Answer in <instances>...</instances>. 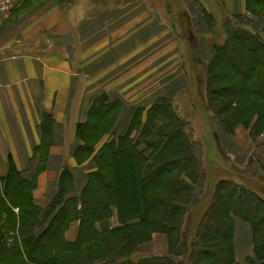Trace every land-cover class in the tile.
Segmentation results:
<instances>
[{
    "label": "trees",
    "instance_id": "obj_1",
    "mask_svg": "<svg viewBox=\"0 0 264 264\" xmlns=\"http://www.w3.org/2000/svg\"><path fill=\"white\" fill-rule=\"evenodd\" d=\"M244 1L245 13L223 17L226 38L213 45L212 58L203 63L194 54L204 71L206 106L227 133L237 124L253 133L264 131V0ZM199 11L212 30L213 14ZM175 15L182 38L194 50L197 36L187 11ZM170 100L158 97L147 107L137 106L126 131L118 133L122 101L105 91L92 97L85 119L76 125L72 151L76 164L90 168L79 195L72 193V172L64 167L57 193L40 207L33 201L36 180L24 179L10 166L0 178V264H238L234 217L251 227L253 254L247 263L264 264V197L232 179H219L213 191L197 192L201 160L190 150L187 121ZM50 125L51 117L45 116L43 140L35 148L41 162ZM259 143L264 146V139ZM218 151L235 172L252 166L264 183L255 163L238 167L221 146ZM114 211L118 225L98 231L95 222ZM74 223L77 236L68 241L65 233ZM152 233L166 235L168 254L133 260L132 253Z\"/></svg>",
    "mask_w": 264,
    "mask_h": 264
},
{
    "label": "crops",
    "instance_id": "obj_2",
    "mask_svg": "<svg viewBox=\"0 0 264 264\" xmlns=\"http://www.w3.org/2000/svg\"><path fill=\"white\" fill-rule=\"evenodd\" d=\"M93 1L95 7L88 12L83 7H65L58 0H15L17 6L0 16V178L10 166L24 179L34 178L33 201L40 207H46L57 193L64 167L71 169L75 195L87 182L90 168L76 164L72 151L77 143L76 125L85 119L95 94L105 91L122 101L117 132L124 133L137 106L147 107L158 97L174 99L189 91L192 83L187 68L202 70L194 54L208 62L213 45L223 44L226 38L225 13H245L244 0H220L221 12L213 7L209 11L202 0H184L197 36L191 50L182 38L176 13H165L166 3L155 10L147 0ZM201 8L217 21L210 31L199 16ZM199 94L206 108L204 96ZM45 116L51 117V125L41 162L35 148L43 140ZM241 129L231 138H243ZM223 145L238 167L245 166L251 156L264 157L259 141L234 154ZM192 149L202 162L203 149L196 142ZM201 178L198 185L205 193L210 181L204 167ZM116 225L115 211L94 224L98 231ZM233 225L234 259L237 263L244 259L247 264V257L253 254L250 224L234 217ZM77 232L78 223H74L65 238L73 241ZM167 248L163 233H153L143 247L148 255H165Z\"/></svg>",
    "mask_w": 264,
    "mask_h": 264
},
{
    "label": "rangeland",
    "instance_id": "obj_3",
    "mask_svg": "<svg viewBox=\"0 0 264 264\" xmlns=\"http://www.w3.org/2000/svg\"><path fill=\"white\" fill-rule=\"evenodd\" d=\"M106 1H109V0H106ZM147 1L149 2V4L155 5V10L157 9L160 10L162 7V4L166 3L167 7L170 10L166 8L165 13L169 12V13L175 14L179 11L181 12L186 11L185 10L186 4L184 0H147ZM202 1L204 2L203 3L204 6L209 11L213 12L212 10V7H213L216 11L221 12V10H219V5H220L219 3L221 2L220 0H202ZM58 2L65 7L69 6V8L83 7L86 10L87 9L91 10L92 8L95 7L94 6L95 3L93 0H74V1L73 0L72 1L71 0L70 1L58 0ZM17 4L18 3H15V7L17 6ZM22 4L23 3H21L20 5ZM61 7L62 6L58 8H61ZM221 15H224V14H221ZM201 69L203 68L201 67ZM187 70L188 71L190 70L188 75L192 83L190 84V90L187 92L182 91L181 94L174 97V99H172L171 97H168V98L171 99L170 101H171L172 107L175 108L178 116H181L185 121H187L186 128H187V133L189 134L190 141H191V146H190L191 152L194 154L193 149H192L193 142L198 143L201 150L203 149V154L201 155V157L203 156L204 160L201 162V164L204 163V165H202V168L204 167V171H206L207 177L210 181V183H208L209 186L206 188V192L213 191L215 183L219 179H232L237 182L241 181L242 183L246 184L245 186H247L251 190L256 191L257 194L264 197V183L261 182L259 176H257L256 174L252 172L253 170L252 166H249L247 168L248 171H244L242 174L237 173L232 168V166L227 161H225V158H223L222 155H220L218 151V147L221 146L223 151L227 154V149L224 147L223 144H227V146L230 148L229 152L231 154H234L235 152H237L239 148L243 149L247 147L248 149L249 147L250 149V144H252V142H256V141H260L264 139V131L253 133L251 132L249 127L245 128L241 124H237L231 133H227L222 128V126L217 123L216 119L214 118L213 113L211 111L212 107L211 109L207 106L206 108H204V106L202 105V100H201L199 93H201L205 99L206 88H205L204 76L202 74L204 71L203 72L197 71V70L191 71V69L189 68H187ZM198 72H199V82H198ZM260 91L264 92V86L260 88ZM205 113H207V116H205ZM206 117H209L210 120H208V118ZM211 124H212V127H211ZM238 128L240 129L242 128L241 133L243 132L244 134L243 138L248 139L250 141L249 144H247V140L243 141V138H240V139L231 138V136H233V134ZM263 150H264V146H263ZM228 156L231 157V155H228ZM257 159L264 166V157L260 159L259 156H257ZM249 163H255L256 166H258V169L260 170L261 175L264 177V171L261 170L259 162L257 163L253 160V156L249 158L245 166L249 165ZM201 180L202 178L200 177V179L198 180L199 181L198 183H200ZM196 188H197V192L199 193L200 186L198 184ZM206 198L201 199V202L197 205L195 214H197L200 211L202 203L206 200ZM152 234L148 238L149 240L152 238ZM245 238L248 239V237H244V240ZM166 240H167V237H166ZM145 243L139 245L137 249L132 253L131 258L133 260H137L142 256L148 255V254H145V251L143 249ZM167 245H168L167 252H169L168 241H167ZM165 255H157V256H165ZM245 261L246 260L242 259L238 262V264H246Z\"/></svg>",
    "mask_w": 264,
    "mask_h": 264
},
{
    "label": "built area",
    "instance_id": "obj_4",
    "mask_svg": "<svg viewBox=\"0 0 264 264\" xmlns=\"http://www.w3.org/2000/svg\"><path fill=\"white\" fill-rule=\"evenodd\" d=\"M15 3V0H0V16L12 10Z\"/></svg>",
    "mask_w": 264,
    "mask_h": 264
}]
</instances>
